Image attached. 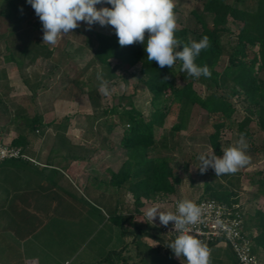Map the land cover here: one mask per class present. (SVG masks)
Wrapping results in <instances>:
<instances>
[{
	"label": "trees",
	"instance_id": "16d2710c",
	"mask_svg": "<svg viewBox=\"0 0 264 264\" xmlns=\"http://www.w3.org/2000/svg\"><path fill=\"white\" fill-rule=\"evenodd\" d=\"M0 1L4 5L2 7L0 3V18L11 16L15 8V0ZM245 3V0H204L200 9L194 8L190 11L195 22L193 27L177 24L175 36L181 41V48L178 50H182V47L190 41L199 42L204 36L209 38L210 46L201 51L195 63L199 67L207 65L211 71L210 78L203 75L199 78L189 76L181 71L182 62L179 60L173 68L167 66L160 68L155 61L147 60L144 44L134 43L121 47L115 29L108 34L92 27L89 30L87 27L86 43L92 46L94 56L91 63L82 69L80 75L71 81L76 82L89 66L98 63L94 72L88 74L83 82L91 91L92 97V94L99 90L98 75H102L109 82L117 77L115 61L123 60L130 67L140 65L139 80L150 93L148 114H145L143 106H138L134 102L132 96H122L111 107L88 114L85 120L88 125L85 124L83 138L75 143L67 134L70 116L64 117L61 121L53 119L47 122L40 108H36L31 115L18 111L7 115L5 113L7 119L3 120L2 130L15 125L14 128L18 134L13 138L12 144L21 146L31 158L34 159L35 142L42 140L43 137L46 141H49V138L52 140L47 156L48 162H46L52 167H36L32 160L20 158L0 161V194H11L19 190H37L38 194L53 193L73 197L77 202L64 201L62 197L57 209L63 208L65 211L64 208L82 204L83 207L97 209L103 213V210L101 211L103 208L109 215V220L119 226L123 233L130 230L155 237V234L144 230L142 224L135 221V216L142 213L146 202L154 201L158 197L165 199L176 194L181 184V178L177 175L170 157H151V153L159 146L160 138L156 131L164 127L176 104L181 106V118L172 124V132L186 129L189 118L197 106L207 113V122H211L214 128L209 139L216 155L223 154L221 141L224 128L235 124L239 134L248 137L251 144L257 138V134L261 135L260 146L252 149L260 150L264 155V77H262L264 72V0H257L255 9H248ZM178 10H180L179 6L175 4L174 12ZM30 12H35L32 7ZM206 14L213 15L210 22L206 20ZM1 27L0 23V42L5 43V52L2 54L4 60L13 62L27 83L29 73L26 68L29 64L25 59L30 57L31 60H35L37 55H30L32 50L29 49V40L26 44L20 35L15 32L4 33ZM147 36L148 34L145 33V39ZM224 57L228 58V62L222 66L221 61ZM56 67L59 65L52 66L51 74ZM4 72L0 70V79L2 74L6 75ZM165 77L168 79L165 80ZM197 82L205 85L204 91L197 88ZM0 86L2 87V84ZM5 86L8 87V84ZM41 87V81H38L36 86L33 85V95H37V90ZM218 90H222L223 93H219ZM4 93L8 98L9 92L4 91ZM8 100L13 106L15 105L11 102L12 100ZM235 100L242 102L249 112L241 120L234 117L237 111ZM0 101H4L3 98H0ZM253 122L255 125L251 128L250 125ZM53 125L56 126V132L50 135L47 132ZM119 128L122 129L120 144L126 150L127 159L118 172H114L108 180L96 175L93 176L90 184L83 188V191L78 190L66 174L70 164L74 160L86 158L85 152L90 148L113 149L111 134ZM23 179L29 182L25 186H20ZM254 183L257 186L255 197L264 196V172L259 173V178L255 179ZM91 186L101 191L100 195L94 198V202L84 196V194H90ZM122 189L132 195V207L118 198L121 196ZM237 196L236 192L223 189L219 184L206 182L201 198H214L232 203L239 201ZM6 205L9 204L3 201L0 207L4 208ZM68 213L65 212L66 215L61 213L60 217L68 218ZM254 215L258 220L256 226L258 233L252 236V241L253 252L257 254L259 249L264 252V210L256 209ZM12 221L9 220V222ZM250 222L249 218L245 219L246 232ZM161 239L165 241L163 242L164 252L172 264H181L180 261H186L183 256L179 258V261L174 257L173 251L168 247L172 241H168L164 236ZM160 245L161 243L158 247ZM112 252H119V250H112Z\"/></svg>",
	"mask_w": 264,
	"mask_h": 264
},
{
	"label": "rangeland",
	"instance_id": "374dc122",
	"mask_svg": "<svg viewBox=\"0 0 264 264\" xmlns=\"http://www.w3.org/2000/svg\"><path fill=\"white\" fill-rule=\"evenodd\" d=\"M203 1L175 0L174 3L180 8L175 13L177 24L180 26L187 24L193 27L195 22L194 17L190 15V11L194 8L200 9ZM245 1L248 9H255L257 0ZM0 3L4 7L1 1ZM96 7L98 9L101 7L110 8L111 5L103 3L98 4ZM30 8L31 5L27 3V0H15V8L11 16L0 18L1 30L7 34L17 33L26 44L29 40V49L32 50L30 55H37L35 60H31L30 57L25 59L26 63L29 64L26 68L27 73H29V82L33 85L38 81H42L47 88L45 87L44 92L39 90V96L33 95L15 64L4 60L2 54L5 52V43L0 42V70L5 71L4 73L7 74V79L3 74L0 79V84H2V87L0 86V98L4 100L0 101L1 125H3V120L7 119L6 115L8 113L12 114L18 111L31 115L38 107L48 113L47 120L49 121L52 119L61 121L64 117L70 116L72 118V122H70L72 124L70 125L72 126H68L67 134L70 139L77 143L82 140L84 135V130L80 124L84 125V127L88 125L85 121L86 116L97 110L101 111L104 108L111 107L122 96H132L134 102L138 106H143L145 114H148L150 93L139 80L140 65L130 67L123 60L115 61L114 65L118 75L110 81L112 84L109 82L111 94L104 96L98 90L91 97V91L83 82L88 74L94 72L96 66L99 65L98 63L89 66L76 82L71 81L80 75L82 69L91 63L94 56L92 46L86 43L88 38L87 27L89 26L85 22H79V27L74 29L72 33L61 37L56 45L45 44L42 40V23L35 12H30ZM212 17L213 15L206 14L208 22L212 20ZM91 27L108 34L114 29L110 25L100 26L98 23ZM227 62L228 58L224 57L221 65L224 66ZM54 64H58L59 67H56L51 74ZM9 75L12 77L10 78ZM262 77H264V72ZM17 80L18 84L23 82L24 86L21 84L22 87L20 88L16 83ZM5 84H8V87ZM196 86L201 91L205 90V85L201 82H197ZM4 91L6 93L9 92L8 98L5 97ZM218 92L223 93L222 90H218ZM8 99L12 100L11 102L15 105L13 106ZM235 104L237 111L234 117L237 120H241L245 115L249 114L242 102L235 100ZM180 118L181 106L176 104L169 114L164 127L158 128L156 131L157 136L160 138L159 146L151 153V157H170L177 175L181 178V184L176 194L165 197V199L158 197L154 201H148L147 207L160 205L162 210L170 211L173 201L178 198L195 200L203 197L205 183L211 182L219 184L223 189L236 192L239 198L238 202L244 206V209L246 208L247 214L254 213L256 209L264 210V196L253 197L257 190L254 180L259 178L260 172H264V155L260 150L252 149L260 146L261 135L257 134V138L253 140V145L249 142L250 139L245 136L249 145L247 155L250 157V163L247 166L240 168L234 174H224L216 177L212 168H209L205 173H201L197 168L199 167L198 154L203 151H213L209 135L214 132V128L211 122H207V113L196 106L189 118L186 129L180 132H172V124L179 121ZM253 125H255L254 122L250 127L253 128ZM55 127L54 125L50 127L47 133L50 135L55 134ZM10 128L12 127L8 126L7 131L3 130L4 140L8 144H12L13 138L18 134L16 130L12 133ZM240 135L236 124L232 127L224 128L221 141L223 148L234 146ZM121 136V128L111 134L113 149H108L109 152L107 150L102 151L104 148L99 147L96 149L90 148L85 152L87 153L86 158L82 159L83 162L80 163V166L82 169L87 168V170L94 167L96 171H94L95 174L89 175L88 171H81L83 180L93 175L96 176L97 173L99 174V170L105 168L104 164L113 169L117 168V164L120 165L127 159L126 150L120 144ZM43 138L35 142L36 147L44 148L50 146L52 140L49 138V141H46L45 137ZM37 163L39 162L37 161ZM113 170L116 171V169ZM108 172L111 173L110 171ZM109 175L106 174L105 176L108 178ZM82 183L77 182L83 190L85 183ZM90 195L94 196V194ZM121 197L129 207L133 206L132 195L127 190L122 189ZM92 211L91 223L86 226L84 222L87 217L80 219L78 223L80 227H78L75 234H69L63 230L61 227L63 224H60V220H58L57 227L60 229L55 228V230L51 231L53 226L45 227L44 232H47V235L43 242L47 246V251L56 258L53 260V264H65V261H68V264H172L164 251H159L148 245L151 242L149 238H144L145 235H140V233L130 230L123 233L121 228L113 225L111 220L110 222L105 221L107 218L102 212L97 209ZM68 223L65 222V224ZM152 230L154 231V229ZM155 231L157 232V229ZM159 232L160 235L167 238V235L161 230ZM119 243L121 244V249L117 250L121 251V253L112 252V250H116V248L112 247ZM45 255L46 258L43 256L40 258L41 262L47 259L50 260V255ZM174 257L179 260L175 255Z\"/></svg>",
	"mask_w": 264,
	"mask_h": 264
},
{
	"label": "clouds",
	"instance_id": "9594fccd",
	"mask_svg": "<svg viewBox=\"0 0 264 264\" xmlns=\"http://www.w3.org/2000/svg\"><path fill=\"white\" fill-rule=\"evenodd\" d=\"M27 3L42 23V40L45 44L56 45L61 37L79 27V22H85L89 30L97 23L100 26L110 25L115 29L121 47L144 44L147 60L155 61L160 68H173L179 60L182 62L181 71L189 76L211 77L207 65L199 67L195 63L201 51L210 46L207 36L199 42L190 41L182 50H178L181 41L175 36L177 17L174 0H27ZM103 3L111 7H96ZM145 33L148 34L147 39ZM97 78L100 80L99 92L104 96L110 95L109 81L102 75ZM248 147L245 135L241 134L234 146L221 148L222 156L216 155L214 151L199 153L197 168L201 173L212 168L216 177L234 174L250 163ZM144 215L150 222L158 216L163 226L173 222L178 235L168 247L177 258L183 256L187 264H210V250L194 234L192 227L202 221L201 206L192 200L183 199L177 203L176 212L162 210L160 205H154L147 208Z\"/></svg>",
	"mask_w": 264,
	"mask_h": 264
},
{
	"label": "crops",
	"instance_id": "0c3cea01",
	"mask_svg": "<svg viewBox=\"0 0 264 264\" xmlns=\"http://www.w3.org/2000/svg\"><path fill=\"white\" fill-rule=\"evenodd\" d=\"M4 77L7 79V74L4 75ZM9 77L11 78L12 76L9 75ZM16 83L17 84L19 83L18 80L16 81ZM21 84L24 86L23 82H21ZM21 84H18L20 88L22 87ZM36 84L37 83L33 85L36 86ZM41 84H42V87L37 90L38 92H37L36 97L39 96V93H40L39 90L43 91L44 89L47 88L43 84L42 81H41ZM27 85L29 86V89L31 91L34 90L31 82H27ZM47 114H48L47 112H44L45 120L48 122L49 120H47ZM71 120L70 122H72ZM80 125L84 130L85 128L84 125L82 124ZM11 127L12 128L10 129L12 130V133L15 132V128L13 126ZM7 128L8 127H5L4 130L7 131L8 130ZM49 150H50V147H44V148L36 147V146L34 147V154H35L34 158L39 162V163H34V166L52 167V165H48L46 163L48 162L47 156H48ZM104 150H107L109 152L108 149H103L102 151ZM43 157L45 160L43 159ZM81 162H83L82 159L72 161L66 174L69 177L72 184L78 190L83 191L79 187L77 182L85 183L83 185V188H84L85 186H88L90 184V181L92 180L94 175L89 177L90 179L87 177L83 180L80 172L88 171V175H89V174L94 173V171L96 170L94 167H91L90 170H87V168L82 169V167L80 166ZM123 162L120 163V165L117 164V168L116 167L113 168V169H116V171H114L112 168L110 169L109 167H107V165L104 164L105 168L100 169L99 174L97 173L96 175H99L101 179L108 180L109 178L112 177L114 172H118ZM108 171H110L111 173H109ZM106 174L107 175L110 174L108 178L107 176H105ZM28 182L29 180L23 179L21 180L20 186H25ZM13 185L15 186L16 183ZM100 193L101 191L96 190L94 189L93 186H91L90 194H94V196H91L90 194L88 195H85L84 193L83 194L84 196H86L88 200L94 202V198L98 197ZM62 197L64 198V201L68 200V201H72V203L77 202V200L73 197L55 195L53 193L46 194V195L38 194L37 190H31V191L19 190V192L15 191V192H12L11 194H0V206L3 204V201L9 204V205H6L4 208L0 207V220H1L0 221L1 222L0 223V264H30V262H34V264H53L54 263L53 260H55L56 258L54 257L53 254L47 251V248H46L47 246L45 245V242H43V240L45 239L47 235V232H44L45 227L51 225L53 226L51 227L52 228L51 231H53V229L55 230V228L58 227V220H60V224H63L61 225L63 230L67 231V233L69 234L70 233L75 234L77 232L78 227H80V225H78V223L80 222V219L82 218L84 219L85 217H87V220L84 222L87 226L89 223H91L92 212H93L92 209L83 207L82 204L79 206H77V204H74L71 207H68L67 209L64 208L65 211H63V208L57 209V205L61 201ZM253 197H255V195ZM118 198H120L121 201H124V199L121 196ZM147 205H148V202H146V205L143 207L142 213L136 214L135 221L142 224L144 230H148L150 233L155 234L154 235L155 237L151 235H147L145 233L142 234V235H145L144 238H149L151 243L148 245L156 248L159 251L160 250L164 251L165 241L161 239L162 235H160V232H159L160 225H161L159 222V218L157 216V218L152 222H150L146 218L144 213L148 208ZM102 210H103L104 215L107 218V220L105 221L110 222L109 215L103 208ZM244 211H245L244 212L245 219L249 218L251 221L249 223V227H248L249 229H247V232L251 235V237L255 236L258 233V229L256 227L258 220L256 216L254 215V213L247 214L246 208L244 209ZM65 212L67 213L69 212L67 215L68 218L66 217L61 218L60 214L63 213L64 215H66ZM10 219L13 221L9 222ZM64 221L69 222V223L65 224ZM113 225L117 227L116 224L113 223ZM57 229H60V228H57ZM152 229H154V231ZM156 229H157V232L155 231ZM159 243H161V245L158 247ZM120 246L121 244L119 243L112 248H116V250L121 249ZM209 250H210V264H237V260L234 255V252L225 242H218L214 244L212 247H210ZM45 254L50 255V260L47 259L41 262L40 258L42 256L46 258ZM256 256L258 257L260 263L264 264V252L261 249L257 250ZM180 262L181 264L187 263V261H180ZM65 264H68V261H65Z\"/></svg>",
	"mask_w": 264,
	"mask_h": 264
},
{
	"label": "built area",
	"instance_id": "2783aa9c",
	"mask_svg": "<svg viewBox=\"0 0 264 264\" xmlns=\"http://www.w3.org/2000/svg\"><path fill=\"white\" fill-rule=\"evenodd\" d=\"M12 158L32 160L37 163L21 146L5 142L0 124V161ZM181 200L183 199L173 201L172 212H176L177 203ZM192 201L202 207V221L192 226L193 232L207 247L225 242L234 252L238 264H261L253 252L252 237L245 230V216L241 203H227L214 198H198ZM160 230L167 235L168 241L173 242L178 235L173 222H169L167 226L160 225Z\"/></svg>",
	"mask_w": 264,
	"mask_h": 264
}]
</instances>
